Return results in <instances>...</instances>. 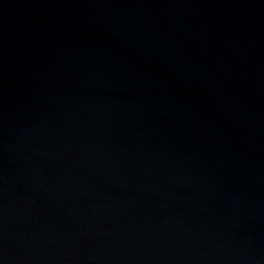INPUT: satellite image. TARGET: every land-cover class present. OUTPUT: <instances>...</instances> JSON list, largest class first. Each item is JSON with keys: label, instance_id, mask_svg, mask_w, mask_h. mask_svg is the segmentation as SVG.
<instances>
[{"label": "water", "instance_id": "water-1", "mask_svg": "<svg viewBox=\"0 0 264 264\" xmlns=\"http://www.w3.org/2000/svg\"><path fill=\"white\" fill-rule=\"evenodd\" d=\"M0 264H264V0H0Z\"/></svg>", "mask_w": 264, "mask_h": 264}]
</instances>
